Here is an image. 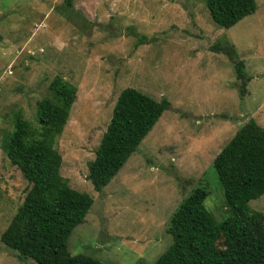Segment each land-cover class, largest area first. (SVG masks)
Segmentation results:
<instances>
[{
	"label": "rangeland",
	"instance_id": "rangeland-1",
	"mask_svg": "<svg viewBox=\"0 0 264 264\" xmlns=\"http://www.w3.org/2000/svg\"><path fill=\"white\" fill-rule=\"evenodd\" d=\"M230 29L217 26L202 0H0V264H37L5 245L2 234L30 184L5 150L14 115L38 125V109L61 77L77 89L58 137L61 176L94 204L68 241L72 255L104 264H155L172 245L173 213L198 187L218 222L230 214L213 169L237 131L264 127V0ZM235 46L251 81L240 90ZM135 88L171 106L101 192L88 166L121 92ZM39 126V125H38ZM264 213V195L251 201Z\"/></svg>",
	"mask_w": 264,
	"mask_h": 264
},
{
	"label": "trees",
	"instance_id": "trees-1",
	"mask_svg": "<svg viewBox=\"0 0 264 264\" xmlns=\"http://www.w3.org/2000/svg\"><path fill=\"white\" fill-rule=\"evenodd\" d=\"M72 1L65 0L68 8ZM202 1L224 29L258 9L256 0ZM214 49L234 62L244 97L251 79L245 63L237 59L235 46L217 44ZM50 91L39 104V126L21 111L14 115L6 155L31 186L1 240L21 258L37 264H104L90 256L72 255L68 249L74 229L85 221L94 200L72 189L60 174L62 156L56 145L77 89L56 77ZM170 106L167 99L157 101L135 88L121 92L88 166L87 179L95 191H103L119 174ZM213 169L230 215L218 222L206 206L207 188H195L173 213L167 229L173 243L155 264H264V213L250 206L264 195V127L254 119L241 127L216 157Z\"/></svg>",
	"mask_w": 264,
	"mask_h": 264
}]
</instances>
